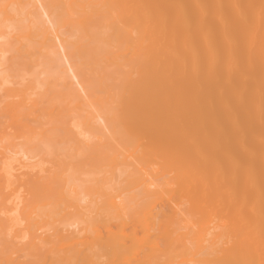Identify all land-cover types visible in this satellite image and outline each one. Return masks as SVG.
Listing matches in <instances>:
<instances>
[{"label": "bare ground", "instance_id": "bare-ground-1", "mask_svg": "<svg viewBox=\"0 0 264 264\" xmlns=\"http://www.w3.org/2000/svg\"><path fill=\"white\" fill-rule=\"evenodd\" d=\"M91 1L0 0V264H152L155 231L180 211L175 185L208 217L199 259L164 264H264V0H97L104 46L83 48ZM111 42L145 51L144 72H172L112 78L127 55ZM76 58L116 67L99 79L102 105ZM123 131L165 163L164 184L135 164ZM98 154L105 177L68 162ZM174 233L165 251H189Z\"/></svg>", "mask_w": 264, "mask_h": 264}, {"label": "rangeland", "instance_id": "rangeland-1", "mask_svg": "<svg viewBox=\"0 0 264 264\" xmlns=\"http://www.w3.org/2000/svg\"><path fill=\"white\" fill-rule=\"evenodd\" d=\"M91 2L95 3L94 5L90 6L87 10L88 14H91L92 17V21L91 22H87L85 29L83 32H79V34L77 35V38L80 39V43L83 46V48L86 45H92V46H96V47H100V46H104L100 43H98V40H102L105 37V34H103L102 32L105 30L104 27H98L97 25L102 24L104 21V18L101 15V12L99 10H96V5L98 3L97 0H92ZM99 11L97 14L93 13V11ZM111 46L120 50L121 52H124L125 48V54L127 55V64H124L123 60H118V61H114V63L119 64V66L122 67L121 71L122 73L120 75H112L115 79L120 80L121 82L125 83V84H129L134 82L136 79H151V77L153 78V80H151L152 82L156 81L158 78L159 80L161 79L160 77V72H157L156 75H152L155 74V72L151 71V69L149 68V72L146 71L144 72V70L142 71V69L140 68L139 65V61L138 60V55L143 54L146 56V52H141V50H137L133 53H131V50L133 49L132 47H130L129 44H125L123 46L117 45L116 43L111 42ZM141 52V53H140ZM111 56V55H110ZM108 57V56H107ZM143 57V56H142ZM141 57V58H142ZM109 59H107L108 61H111V58L108 57ZM144 58V57H143ZM22 57V59H18V60H22L23 62L26 61L25 59ZM78 63V69L80 66L81 71L83 70L85 79H86V83L88 84L89 88H90V92L92 94H94V97H92V99L98 100L99 105H102V100L99 97V87H100V80L99 79H103L102 76L104 73H108V71H112V70H117L115 66L112 65H108L107 67H105V64L103 65V63L107 62L105 59V62H101L99 64H96L94 59L91 58H86L85 62H88L87 64L85 63H81L79 64V60L76 58L75 59ZM141 62V61H140ZM111 63V62H110ZM109 64L108 62L106 63V65ZM104 67V68H103ZM119 68V67H118ZM173 71L175 68H172ZM104 70V72H103ZM154 70V68H153ZM156 70V71H157ZM155 71V70H154ZM171 71L164 72L162 70L161 75H163V77L166 78V74L169 75ZM109 74V73H108ZM156 76H158L156 78ZM150 81V82H151ZM104 96V95H102ZM113 106V105H111ZM35 113H38L37 111ZM40 114H37V116ZM40 117V116H39ZM37 117L38 119H36L37 123L39 120L40 122H45L43 120V118ZM42 119V120H41ZM46 119V118H45ZM2 121V118L0 117V122ZM36 123V125H37ZM41 124V123H40ZM43 124V123H42ZM39 125V124H38ZM1 126V125H0ZM46 127V126H44ZM49 127V125H47V128ZM46 128V129H47ZM124 128V127H123ZM45 129V128H44ZM3 130V129H2ZM123 130V129H122ZM1 131V129H0ZM127 133H118V141H120L121 143H125L127 145H129L127 150H133L134 155L136 156V165L137 163L139 164H144L146 167V170H148L149 172L152 173V175L154 176V179L156 181L157 184L161 183L164 184L165 181H167L170 178V173H169V169L167 167H165V163L161 160H159L158 158H148V155H146V153L143 151V148H145L147 146V144L145 142H143L142 146L140 147H135L136 143L135 142H130V140L128 139ZM125 137H122V136ZM122 148V147H121ZM145 156H144V154ZM165 155V154H164ZM55 156V155H54ZM48 157V156H47ZM47 157H44V166L47 167L49 164L54 165L57 161L54 162V160H56V158H52V156H49V159H47ZM57 157V156H56ZM58 159V157H57ZM51 163H49V161ZM48 161V165H45V162L47 164ZM139 161V162H138ZM68 162L70 163V167H76L78 169H81L83 171H95L98 174H96L97 177H105L107 176V172L110 169V163H108L105 159V157L101 154L98 155H93L91 157H85V156H81V155H77L75 157H71L70 159H68ZM50 165L48 167H51ZM115 188L117 189V191L119 190H123V189H127L128 194H136V195H140L141 192V188L140 187H135L131 182H129L128 180H124L122 182H120V179L116 180L115 183ZM166 193L169 195L170 200L174 201V203H177L180 211L173 217L174 220L171 221L172 225L167 228L164 227V225H169L168 222L167 223H163L158 231H155V236L157 239V243L159 245V248H161V250H163V253L160 254V252H157L155 254L152 255L151 257V263L152 264H164L166 262H168L169 260H171L170 256L174 255V254H178L179 257H181L180 260H186V259H192V260H198L199 256L201 254H197L196 257L192 256V252L196 251V243H195V237L194 234L198 231V229L201 227L202 223H205L207 220V213L206 210L201 208V209H197L196 207H194V200L193 198H189L184 192H181V190L179 189V187H177L176 185L173 187H169L168 190L166 191ZM151 200V198L149 199H144L139 201V203H143L145 201ZM170 202V201H169ZM168 204V203H167ZM166 203L163 204V207L167 208ZM188 224L187 227L184 226V224ZM129 229H127L128 231ZM138 230V229H137ZM169 231H173L175 232L174 234H172L171 238H175V246L179 247L181 246V244H185L187 249L189 251H184L185 249H179L181 250V253H176V252H168L165 251L166 250V245H164L166 243L165 241V237L169 234ZM138 234H139V230H138Z\"/></svg>", "mask_w": 264, "mask_h": 264}]
</instances>
